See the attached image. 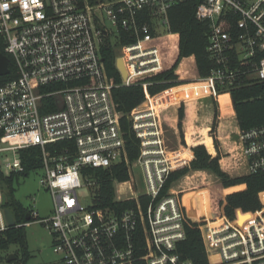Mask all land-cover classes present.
I'll list each match as a JSON object with an SVG mask.
<instances>
[{
	"label": "built area",
	"instance_id": "1",
	"mask_svg": "<svg viewBox=\"0 0 264 264\" xmlns=\"http://www.w3.org/2000/svg\"><path fill=\"white\" fill-rule=\"evenodd\" d=\"M183 1L0 0V36L15 71L0 87V171L23 172L19 152L42 148L41 184L52 211L41 217L32 208L30 216L51 232L63 264H192L176 253L189 219L175 189L178 181L167 185L194 153L183 150L186 146L169 149L163 109L204 99L218 106L226 95L232 104L233 88H264V0H196L195 16L208 25L214 67L204 78L150 95L147 79L163 69L156 37L170 34L169 10ZM108 43L124 61L123 86L140 85L146 95L129 115L140 141L133 162L102 57ZM65 141L70 144L61 153L48 150ZM239 141L249 174L264 171V126L240 131ZM120 164L127 166L129 180L115 182L116 201L132 203L121 214L98 206L100 182L87 172ZM135 168L141 171L138 179ZM3 195L0 183V234L10 229ZM239 212L233 220H213L210 212L198 223L209 259L264 264V208ZM241 216L247 219L242 222ZM141 232L143 256L137 246Z\"/></svg>",
	"mask_w": 264,
	"mask_h": 264
},
{
	"label": "trees",
	"instance_id": "2",
	"mask_svg": "<svg viewBox=\"0 0 264 264\" xmlns=\"http://www.w3.org/2000/svg\"><path fill=\"white\" fill-rule=\"evenodd\" d=\"M105 0H89L91 5H100ZM198 2L196 0H184L174 5L169 10L170 34H164L156 37L155 44L158 47L163 69L160 73L148 78L147 81L152 85L149 87L150 95H157L170 88L182 85L184 82L196 78H204L209 75L214 67L208 51V25L199 22L196 19L195 12ZM0 52H5V41L0 36ZM102 57L105 68L110 76L112 84L115 86L112 90V96L118 112L121 114V127L126 140V147L130 161H135L139 156L140 141L137 139L131 128L129 115L146 99L145 91L140 85L130 87L123 86L122 76L116 67L119 53L117 47L108 43L102 48ZM11 74L0 77V87L15 78L13 61L10 58ZM234 108L232 107L229 96H222L221 106L225 115H234L240 131H249L254 128L264 126V88L260 84L243 85L231 90ZM167 97V95L165 96ZM188 105L172 106L163 109L165 122L173 128V120L177 118L176 131L179 132L181 146H187L186 138L183 133V122ZM235 109V111H234ZM169 112V115H168ZM166 122V123H168ZM219 124V110L217 103H214V118L212 122L211 134L214 135V142L217 145L216 133ZM174 129V128H173ZM174 129V130H175ZM178 129V130H177ZM190 135V136H189ZM189 141L193 138V132H189ZM206 136V135H205ZM210 152H213L212 142L208 136L203 142ZM70 142H59L50 145L48 150L55 154L64 151ZM57 151V152H55ZM194 158L190 165L173 172L168 182L167 189L174 183L181 180L192 171H205L218 179V184L208 188L210 212L213 220L227 217L230 220L236 218L237 211L244 213H255L264 208V171H258L239 177H231L224 172L220 165L221 155L212 156L204 145L192 148ZM190 154V153H189ZM184 152L185 158L190 159V155ZM24 171L20 173H11L9 176L0 171V183L7 196V208L10 209L16 220V227L10 228L0 234V263L4 258L3 254L8 252L11 246L19 248L16 254V261L12 264H27L31 258L28 249L26 226L33 220L27 221V215L32 214V207H25L15 194L22 180L31 173L42 172V148L32 147L19 152ZM100 182V193L98 195V206L101 209L110 208L121 214L128 209L132 203H120L116 201L115 182H126L129 180V170L124 164L114 165L106 170L87 171ZM180 182L175 185L178 189ZM237 186H244L241 191L226 194L225 190ZM262 194V201L261 196ZM196 203L200 206L202 198L206 196V191L197 194H186L184 203L188 214L194 216L196 213ZM147 199L143 198L145 203ZM207 200V199H206ZM247 217L241 216V221ZM199 224L188 220L184 225L185 239L177 245L176 253L182 260L190 261L192 264H211L202 237ZM139 256L145 254V240L143 233H140L138 239ZM136 264H145L138 261Z\"/></svg>",
	"mask_w": 264,
	"mask_h": 264
},
{
	"label": "rangeland",
	"instance_id": "3",
	"mask_svg": "<svg viewBox=\"0 0 264 264\" xmlns=\"http://www.w3.org/2000/svg\"><path fill=\"white\" fill-rule=\"evenodd\" d=\"M117 51L119 53L118 59H121L120 51L118 48H117ZM208 105L210 107L211 103L209 102ZM204 109L206 112L207 109L205 105L201 109L202 112L199 110L198 111L199 114L197 115L194 110L192 114H190L191 113L190 110L188 111V113L186 112V114H189V119L193 121L192 122L193 124L195 123L196 125L197 124L201 125L199 123L205 122V118H207L206 114L203 112ZM186 114H185V117H186ZM168 115H169V112H168ZM219 117H220V112H219ZM196 118L198 119L199 123L196 122ZM166 122L164 126L166 129L165 134H166L167 145L171 151H178L180 148L179 146H181V141H180L181 139L179 137V132L177 131L175 133L176 130H174L168 125L170 124L169 122L168 123ZM192 127H194V125H192ZM204 135H206V133H204ZM209 135L214 140V137H213L214 135H212L210 132H209ZM215 137L217 138V134ZM217 142H218L217 151L220 154H223L224 149L218 140ZM189 149L190 148L187 145L186 148H184L183 150L187 151ZM217 151H216V155H217ZM9 158L12 160L13 159L12 155H9ZM134 173L137 179L141 176V171L139 168H135ZM198 177L199 178L206 177L207 182L210 184L208 185V188L210 186L214 187L216 184H218L217 179H215L211 175L208 176L205 174H201ZM190 178L191 179H183L179 185L182 186V188H189V187L194 186L193 182L196 183L197 177L195 178L190 177ZM41 179H42V172L31 173L27 178H24L22 180L21 185L18 186L17 188L15 197L20 202H22V204L25 207H32L34 208V210H36L39 213L41 217H46L52 211V199H51L50 194L44 190L41 184ZM244 188H245L244 186H237V187H234L232 190L233 192H236V191H241ZM260 198H263L262 195L260 196ZM84 203L87 204L88 201L85 200ZM238 213L240 212L238 211ZM26 232H27L28 249L31 254V258L27 264H63L61 261V256L54 252L53 236L51 232L44 225H41L35 222L29 223L26 226ZM18 251H19V248L17 246H11L8 252L3 254L4 258L2 259L0 264H12L13 262H15L17 259H15L11 263H8L7 259L10 255H15V257H17L16 254L18 253ZM210 260L212 264H217L218 262V258L216 257H211Z\"/></svg>",
	"mask_w": 264,
	"mask_h": 264
},
{
	"label": "crops",
	"instance_id": "4",
	"mask_svg": "<svg viewBox=\"0 0 264 264\" xmlns=\"http://www.w3.org/2000/svg\"><path fill=\"white\" fill-rule=\"evenodd\" d=\"M209 102L211 103L210 107L213 106L212 108L209 107V105H208ZM214 103L215 102L211 101L210 99H204L201 102H192V103L188 104L186 112L188 113V111L190 110L191 111L190 114H192V112L194 110L196 115L199 114L198 111L199 110L201 111V109L205 105L207 110L205 112V109H204L203 112L206 114L207 118H205V122H202V123H199L198 119L196 118V122L201 124V125H198V124L196 125L195 123L193 124L192 123L193 121H191L189 119V114H186L185 120L183 122V133L186 136V141H187L186 143H188L187 145L190 149H192L196 146H199V145H204L208 149V147L203 143L204 139H205L204 133H206V136H208L212 142V149H213V152H210L209 149H208V152L212 156L215 157L218 155V151H217L218 149H217V146H216L213 138L210 137V135H209V132H211V129H212V122H213V118H214ZM232 107H233V104H232ZM218 110L220 112V117H219V124H218V129H217L216 134H217V140L221 143V145L224 149V153L220 154L221 155V159H220L221 168L224 172L229 174L231 177H239V176L248 175L249 174L248 164H247L245 158L243 157L242 145L239 141L240 129L238 127V123H237V119H236V113L232 116L231 115H225L224 110L221 106V99H219V101H218ZM234 111H235V109H234ZM177 122H178L177 118H174L173 126H172L174 129L177 127ZM192 125H194V127H192ZM176 132L177 131H175V133ZM189 132H193V134H194L191 142L189 141V136H190ZM217 145H218V142H217ZM216 151H217V155H216ZM191 153H192V151H191ZM201 174H205L208 176L211 175L205 171H192L189 174H187L185 177H183L181 180H179L178 182L181 183L183 179H191L190 177H193V178L197 177L196 183L193 182L194 186L189 187V188H182V186H179L178 187L179 190L177 189L182 194L183 203H184V196L186 194L192 193L195 195L198 192L206 191V196L204 199L202 198L200 206H198V204L196 203V199H195L196 196H194V199H195L194 206H196V213L194 216H190L188 214L187 207L184 203L188 219L195 222V223H199L202 220V218L210 216L209 192H208V185H210V184L207 182L206 177L205 178H199L198 177ZM211 176H213V175H211ZM213 177L216 179L215 176H213ZM217 182H218V179H217ZM232 189L233 188H230V190L229 189L225 190V193L226 194L235 193V192H233ZM236 192H238V191H236ZM210 263L212 264L211 260H210Z\"/></svg>",
	"mask_w": 264,
	"mask_h": 264
},
{
	"label": "water",
	"instance_id": "5",
	"mask_svg": "<svg viewBox=\"0 0 264 264\" xmlns=\"http://www.w3.org/2000/svg\"><path fill=\"white\" fill-rule=\"evenodd\" d=\"M116 67L119 70L122 78H126L127 74L123 68V60L117 59ZM10 74V59L0 52V77L8 76ZM233 107L234 102L232 101ZM7 196L3 195V206L5 207V216L10 228L16 227V220L9 208H7ZM31 216L27 215V221H30ZM16 259L15 255H10L7 259L8 263L13 262Z\"/></svg>",
	"mask_w": 264,
	"mask_h": 264
},
{
	"label": "bare ground",
	"instance_id": "6",
	"mask_svg": "<svg viewBox=\"0 0 264 264\" xmlns=\"http://www.w3.org/2000/svg\"><path fill=\"white\" fill-rule=\"evenodd\" d=\"M123 68L125 69V72H126V68H125V64H124V61H123ZM126 74H127V72H126Z\"/></svg>",
	"mask_w": 264,
	"mask_h": 264
},
{
	"label": "snow or ice",
	"instance_id": "7",
	"mask_svg": "<svg viewBox=\"0 0 264 264\" xmlns=\"http://www.w3.org/2000/svg\"><path fill=\"white\" fill-rule=\"evenodd\" d=\"M6 7V6H5Z\"/></svg>",
	"mask_w": 264,
	"mask_h": 264
}]
</instances>
